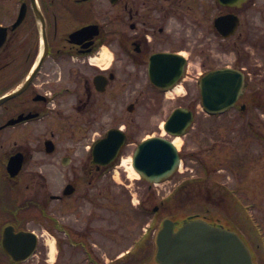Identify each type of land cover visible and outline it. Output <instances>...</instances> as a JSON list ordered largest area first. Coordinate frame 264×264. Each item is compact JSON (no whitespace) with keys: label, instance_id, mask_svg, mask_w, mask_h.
I'll return each instance as SVG.
<instances>
[{"label":"flooded vegetation","instance_id":"af4514ba","mask_svg":"<svg viewBox=\"0 0 264 264\" xmlns=\"http://www.w3.org/2000/svg\"><path fill=\"white\" fill-rule=\"evenodd\" d=\"M224 1L0 0V264H103L89 223L68 224V204L79 217L86 201L68 196V181L56 176L58 155L68 166L62 140L121 129V100L129 101L126 112L141 101L137 86L164 95L151 81L153 57L183 55L169 44L184 33L186 10L203 66L244 73L245 112L259 101L264 0ZM224 26L231 29L226 37ZM132 124L123 129L128 136ZM106 169L89 157L84 177L93 185ZM71 184L78 190L82 182L76 176Z\"/></svg>","mask_w":264,"mask_h":264},{"label":"rangeland","instance_id":"374dc122","mask_svg":"<svg viewBox=\"0 0 264 264\" xmlns=\"http://www.w3.org/2000/svg\"><path fill=\"white\" fill-rule=\"evenodd\" d=\"M186 14L184 33L178 35L177 40H174L175 44H169L171 47H182L188 58L186 80L179 85L178 90L163 96H157L148 86H137L138 96L142 99L132 114L124 110L129 101L121 100L120 107L125 117L121 125L127 126L129 121H133L130 126V140L124 147L119 161L101 175L98 183L91 185L85 181L83 172L90 157L89 146L105 134L101 131L100 134L95 131L89 136L68 134V137L62 140L64 142L68 139V157L72 162L67 167L61 166L58 155L56 176L68 183L73 177H79L82 184L76 197L82 194L86 201L79 217L70 211L68 204V224L73 222L85 227L89 223L88 226L94 230L90 238L97 245L94 249L103 257L104 264H155L152 256L155 251L156 233L175 207L180 212L177 213L180 216L179 221L187 216L203 217L208 213L220 219L222 223L233 218L246 238L252 241L253 231L243 211L224 193L219 183L235 191L245 205H254L248 214L262 227L263 235L259 228L256 230L259 232V245L264 248V110L257 111L252 108L250 114L243 115L232 111L218 119L209 118L204 114L199 101L197 81L209 67L203 66L204 58L195 51L197 29L194 26V17L188 16V10ZM207 44L209 41L205 42V45ZM208 62L207 59L205 63ZM227 63L228 59H224L222 65ZM256 82H260V79ZM256 88L262 91L259 100L263 104L264 83ZM179 106L191 107L197 113L192 129L176 146L183 157L182 168L168 181L158 186L150 185L131 174L130 159L137 146L148 137L174 140V137L165 133L162 124ZM257 135L262 138H257ZM207 168L211 170L209 178L206 175ZM197 177H205L209 181L204 184L189 183L183 190L178 191V188H173L171 196L175 195L174 205L171 202L161 204L162 197L175 184L181 185L187 179ZM212 181L217 184L213 185ZM211 187L213 190H210ZM191 198L193 202L187 204ZM141 205L143 208L140 209ZM155 207H159V214L149 215L148 210ZM91 213L98 214V219L94 216L93 220H90ZM99 229H103V239L96 236ZM79 250L80 254L76 255L83 257L85 249ZM128 251L131 254H128ZM255 252L259 264H264V251ZM122 254L126 255L115 261L116 257ZM70 255H73L72 252H68V256Z\"/></svg>","mask_w":264,"mask_h":264},{"label":"water","instance_id":"95a60500","mask_svg":"<svg viewBox=\"0 0 264 264\" xmlns=\"http://www.w3.org/2000/svg\"><path fill=\"white\" fill-rule=\"evenodd\" d=\"M180 70L183 71L182 66ZM155 80L159 84L168 82L169 86L175 82L161 76ZM241 88L236 72L225 70L207 74L201 83L205 108L210 111L231 106L238 99ZM193 119L192 112L180 108L170 117L165 130L173 136L184 135ZM124 142L123 133L110 132L94 147V162L108 165L116 158ZM179 164L180 155L176 147L171 141L159 137L143 141L133 157L134 168L149 182L171 177ZM174 229V222L166 219L158 233V264H254L249 249L235 232L215 228L203 220L187 222L177 232Z\"/></svg>","mask_w":264,"mask_h":264},{"label":"bare ground","instance_id":"6f19581e","mask_svg":"<svg viewBox=\"0 0 264 264\" xmlns=\"http://www.w3.org/2000/svg\"><path fill=\"white\" fill-rule=\"evenodd\" d=\"M176 90H178V89H176ZM181 141H182L181 138L176 137V138H174L173 143H174V145L177 146V145H179V143H181ZM130 161H131V159H130ZM129 170L133 176H136L137 178H139V174L135 172V170L132 166L129 168Z\"/></svg>","mask_w":264,"mask_h":264},{"label":"trees","instance_id":"16d2710c","mask_svg":"<svg viewBox=\"0 0 264 264\" xmlns=\"http://www.w3.org/2000/svg\"><path fill=\"white\" fill-rule=\"evenodd\" d=\"M173 204V203H172Z\"/></svg>","mask_w":264,"mask_h":264}]
</instances>
